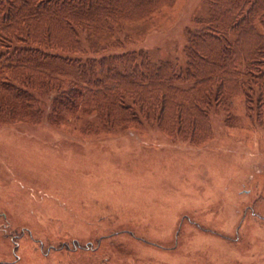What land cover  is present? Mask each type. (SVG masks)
<instances>
[{"label": "rangeland", "instance_id": "obj_1", "mask_svg": "<svg viewBox=\"0 0 264 264\" xmlns=\"http://www.w3.org/2000/svg\"><path fill=\"white\" fill-rule=\"evenodd\" d=\"M207 14L205 0H176L131 28L184 62ZM232 102L196 143L105 128L95 110L0 121V264H264V102L260 117Z\"/></svg>", "mask_w": 264, "mask_h": 264}, {"label": "trees", "instance_id": "obj_2", "mask_svg": "<svg viewBox=\"0 0 264 264\" xmlns=\"http://www.w3.org/2000/svg\"><path fill=\"white\" fill-rule=\"evenodd\" d=\"M205 1L183 62L156 58L131 28L176 0H0V121L95 110L105 128L148 125L196 143L212 112L235 116V96L260 117L264 0Z\"/></svg>", "mask_w": 264, "mask_h": 264}]
</instances>
